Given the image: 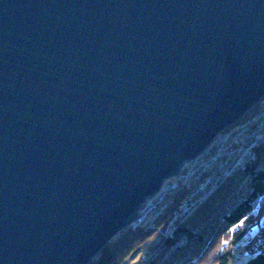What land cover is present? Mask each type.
I'll return each mask as SVG.
<instances>
[{
  "label": "water",
  "instance_id": "95a60500",
  "mask_svg": "<svg viewBox=\"0 0 264 264\" xmlns=\"http://www.w3.org/2000/svg\"><path fill=\"white\" fill-rule=\"evenodd\" d=\"M264 99V0H0V264H92Z\"/></svg>",
  "mask_w": 264,
  "mask_h": 264
},
{
  "label": "trees",
  "instance_id": "16d2710c",
  "mask_svg": "<svg viewBox=\"0 0 264 264\" xmlns=\"http://www.w3.org/2000/svg\"><path fill=\"white\" fill-rule=\"evenodd\" d=\"M181 194L177 192L173 197L158 229L121 231L92 264H129L138 252L143 257L135 264H232L237 246L250 232L241 225L259 212L257 208H261L259 216L264 213V146L255 161L231 177L188 219L180 221L169 237L163 238L159 230L175 213L183 198ZM257 225L258 235L245 245L251 255L245 264H264V226L260 217L253 226Z\"/></svg>",
  "mask_w": 264,
  "mask_h": 264
},
{
  "label": "built area",
  "instance_id": "2783aa9c",
  "mask_svg": "<svg viewBox=\"0 0 264 264\" xmlns=\"http://www.w3.org/2000/svg\"><path fill=\"white\" fill-rule=\"evenodd\" d=\"M255 109V114L246 116L239 124L222 132L196 160L187 164L178 176L166 181L160 192L143 205L137 220L129 228L133 231H153L152 219H163V213L170 204L162 203L176 191L181 192L183 198L173 219H188L231 177L255 161L259 149L264 146V99ZM173 223V220H169L164 224V237H169L174 232L176 227ZM262 224L264 226V223ZM241 257H244L242 253L239 254V258Z\"/></svg>",
  "mask_w": 264,
  "mask_h": 264
},
{
  "label": "rangeland",
  "instance_id": "374dc122",
  "mask_svg": "<svg viewBox=\"0 0 264 264\" xmlns=\"http://www.w3.org/2000/svg\"><path fill=\"white\" fill-rule=\"evenodd\" d=\"M255 109L251 112L252 113V115L253 114H255ZM177 192H178V194H180V192L179 191H176L171 197H169V198H167V199H165L164 201H163V203L162 204H164V205H167L168 203L170 204L171 203V201L174 199L173 197H175L176 195H177ZM182 197H183V195H182ZM261 206V205H260ZM164 208V207H163ZM162 208V209H163ZM169 209V208H168ZM168 209H166L165 210V212L163 213V217H165V214L167 213V211H168ZM258 210H259V212H261V208L259 209V208H257ZM259 212H257V213H255V214H253V216H251L248 220H247V222L245 221L242 225H241V227L242 228H244V229H246V230H250V232H249V234L244 238V239H242V241L239 243V245L237 246L238 247V251L235 253L236 255L234 256V259H233V261H232V264H245L247 261H248V259H250V252H248L247 250H246V247H245V245L246 244H248V241L251 239V238H255L256 237V235H258V233H259V230H260V227H259V225H257V226H253L254 225V223L256 222V220L260 217V220H261V222L262 223H264V213L263 214H261V216H259L258 214H259ZM174 215V214H173ZM158 216V215H157ZM160 218V217H159ZM159 218H157V217H154L152 220H153V222L152 223H154V229H158V224H159V222H160V220L161 219H159ZM170 220H173V225H175V227L177 226V224L180 222V220L181 219H177L176 221H175V219H173V216L171 217V219ZM164 226V225H163ZM165 227V226H164ZM164 227H162L160 230H159V234H160V236H163V228ZM147 230V229H146ZM163 238H164V236H163ZM228 243V242H227ZM243 254L244 255V257H241V258H239V254ZM135 257L134 258H132L131 259V261H130V263L129 264H135L136 262H138L139 261V259H141L142 257H143V254L141 253L140 254V252H138V253H136L135 255H134Z\"/></svg>",
  "mask_w": 264,
  "mask_h": 264
}]
</instances>
